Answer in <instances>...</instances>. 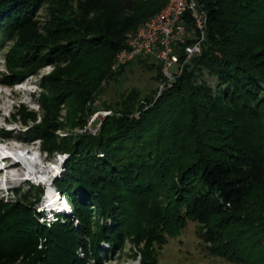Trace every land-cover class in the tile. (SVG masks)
<instances>
[{"label":"trees","instance_id":"16d2710c","mask_svg":"<svg viewBox=\"0 0 264 264\" xmlns=\"http://www.w3.org/2000/svg\"><path fill=\"white\" fill-rule=\"evenodd\" d=\"M73 1L0 0V34L19 37L1 82H17L46 60H70L101 47L107 49L108 66L123 46L124 33L167 0L140 6L132 0H91L79 13ZM198 1L207 10L202 52L156 99L131 88L106 105L112 114L92 133L84 126L94 109L93 82L99 75L82 85L66 79L71 81L64 88L73 91L66 97L71 96L66 122L83 132L56 138L50 116L29 129L26 141H50L48 151L68 154L55 186L77 224L63 215L46 226L37 221L42 215L33 202H0V264H99L106 251L102 242L115 248L126 228L135 226L139 237L161 239L188 219L202 223L201 237L215 254L236 264H264V0ZM54 3H68L74 29L75 20L80 28L88 27L84 16L92 10L105 15L112 23L109 35L87 32L44 50L25 43L21 31L34 25L35 11ZM205 72L215 78L214 87L202 79ZM54 97L43 94L42 108L53 109ZM26 114L34 117V112ZM249 229L261 235L247 239L243 234Z\"/></svg>","mask_w":264,"mask_h":264},{"label":"rangeland","instance_id":"374dc122","mask_svg":"<svg viewBox=\"0 0 264 264\" xmlns=\"http://www.w3.org/2000/svg\"><path fill=\"white\" fill-rule=\"evenodd\" d=\"M90 1L74 0L72 5L75 11L79 13V11L88 7ZM132 1L140 6L139 4H145L149 0ZM100 5L104 9L107 6L106 3H101ZM57 7L62 9L61 12H55ZM66 9H68V3L45 4L38 8L33 16L35 20L34 25L21 31L23 33V41L25 43H34L39 49H43L46 45L52 46L55 42L64 43L69 37H77L76 39L85 37L86 35H83V33L87 34V32L94 33L95 31L96 33L103 34L105 37L109 35L108 27L112 23L105 18V15L92 10L84 16L87 21L85 22L86 26L88 27L80 28L75 20L74 29L70 12ZM159 10L154 11L153 14ZM153 14L146 13L143 19L145 20ZM107 16L111 19L114 17L111 12ZM83 24L84 22L81 23V25ZM134 28L127 30L124 35ZM5 37V35L0 34V139L7 146L11 147L12 150L21 147L31 149V152L29 150L27 152L38 159L36 162H40L42 170L47 171L45 173L46 176L44 175L46 178L51 177L53 172L56 173L51 184L58 191L55 181L56 179H60V176L64 173V164L68 158V154L56 150L48 151V147L51 145L50 141L41 143V140L34 139L35 137L30 141H26V139L29 135V129L33 125L40 123L42 118H44V121L45 117L46 120L50 119V116L57 125L53 131L56 138L83 132V129L79 127L70 129L66 122V117L68 116L67 104L70 102L71 96L67 98V101L66 97L68 92H73L72 90H68L69 88H64L71 81L66 79L77 80V83L82 85L86 80L91 79V77L99 75V79L93 82L95 87L92 91L91 103L94 109L84 126L91 128L90 132L94 133L98 130L101 121L107 115L112 114L106 105L118 100L121 94L126 93L131 88L137 89L141 97L153 93L160 79L155 78L158 73L157 65L152 59L132 61L124 65L122 72L116 79H112L111 75L115 72L111 69L112 62L107 66L104 60L107 49L101 47L89 52H85L84 50L82 53L78 52L77 56L70 60H46L23 75L17 82L6 84L1 82V79L2 76L9 74L7 58L11 52L13 53L16 50L11 49L17 48L19 37L18 35ZM260 37L264 38V33L260 34ZM43 50H41V53ZM21 69L16 67L13 70L19 71ZM202 77L211 86L214 87L216 85L215 78L206 72ZM91 86L93 87V84ZM43 94L49 98L55 96L53 99H56L57 106L55 105L53 109H49L50 111L42 108L40 101ZM22 109L25 111L24 113ZM105 111L109 112L106 113ZM29 112H34V117L27 116L26 113ZM7 161L12 162V160ZM33 164L36 165L38 163ZM10 165H14V169L9 171H5L4 168L0 169V202L5 204L33 202L32 207L37 212L42 210L38 209L42 207L40 205L44 191H46V187L44 188L46 184L40 183V185H35L30 180L24 179L23 175L20 176L22 180L18 183L10 182L7 179L4 181L5 176L12 173L23 174V171H26V173L31 174L33 171L28 169L29 171L27 172L20 163L16 164L15 162ZM42 170L39 172L42 173ZM36 177L38 176L36 175ZM38 194L41 195L39 200H36ZM60 196L62 199L60 198L59 203L61 206L63 205L64 212L62 214L72 218L70 204L64 200L61 193ZM38 214L40 213L38 212ZM42 217L44 219L38 217L37 221L45 223L46 226L57 220V218L47 215H43ZM72 221L74 225L77 224V220L72 218ZM134 227L131 226V229H125L126 235H124L123 241L115 248L109 247V244L106 242H102L101 247L106 251L102 252L99 264H236V262L229 261L210 250L211 244L201 237V233L203 232L202 223L197 220L188 219L175 234H165L161 239L139 237ZM251 231L253 230L249 229L243 235H246L247 239H254L259 234L261 235V233H251ZM43 241V239L39 241L38 248L43 245ZM258 247L256 245V249ZM87 249L89 252V245ZM77 254L80 258H85L82 248L77 249ZM86 262L87 264H92L91 261L87 260Z\"/></svg>","mask_w":264,"mask_h":264},{"label":"built area","instance_id":"2783aa9c","mask_svg":"<svg viewBox=\"0 0 264 264\" xmlns=\"http://www.w3.org/2000/svg\"><path fill=\"white\" fill-rule=\"evenodd\" d=\"M206 35L207 10L202 2L167 0L158 12L124 35L123 46L115 53L111 69L117 71L129 62L152 59L160 74L152 93L156 99L201 54Z\"/></svg>","mask_w":264,"mask_h":264},{"label":"bare ground","instance_id":"6f19581e","mask_svg":"<svg viewBox=\"0 0 264 264\" xmlns=\"http://www.w3.org/2000/svg\"><path fill=\"white\" fill-rule=\"evenodd\" d=\"M0 153H2V154H8L9 152L6 150V148L5 147H1L0 148ZM12 153L13 154H15L16 155V157L17 158H19L21 161H22V163L24 164L23 165V169H26L27 170V172L29 171V170H33L32 172H31V175H37L38 176V178L40 179V183H43V184H46V185H44V188H45V201H46V206H42L40 209H42V210H40L39 212H40V214L43 216V215H47V216H51V217H55V218H60V217H62L63 215H65V214H62V213H64L63 212V205L61 206L60 205V203H59V200H60V198H61V196L59 197V195H60V193L56 190V188L51 184L52 183V181H53V179H54V177H55V175H56V173L55 172H53L52 173V175H51V177L49 176V178H46L45 176H46V172L47 171H45V170H42L43 168L40 166V162L38 161V162H36L38 159L35 157V156H33V155H30V153L29 152H27V153H21V152H17V151H15V149H14V151H12ZM11 153V154H12ZM7 161V160H6ZM13 163H15V162H9V161H7V164H6V166L4 167V170L6 171H9V170H12V169H14V165H10V164H13ZM33 163H38V164H33ZM17 164V163H16ZM37 165H39V166H37ZM29 169V170H28ZM37 169H39V170H37ZM40 170H42V173H40L39 171ZM4 171V172H5ZM9 173V172H8ZM49 174V173H48ZM21 175H23L22 173H18V174H10V175H7V176H5V178L3 179L4 181H5V179H7V180H9L10 182H14V183H18L20 180H22L21 178H20V176ZM45 175V176H44ZM50 175V174H49ZM48 176V175H47ZM44 179V180H43ZM56 191L58 192V193H56ZM62 199V198H61ZM53 208H56V209H60L59 211H57V210H55V209H53ZM44 219V218H43ZM49 221H50V219H49ZM53 221V220H52Z\"/></svg>","mask_w":264,"mask_h":264}]
</instances>
